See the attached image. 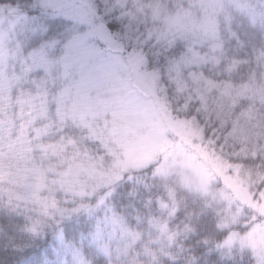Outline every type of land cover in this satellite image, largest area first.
Here are the masks:
<instances>
[{
	"label": "trees",
	"instance_id": "1",
	"mask_svg": "<svg viewBox=\"0 0 264 264\" xmlns=\"http://www.w3.org/2000/svg\"><path fill=\"white\" fill-rule=\"evenodd\" d=\"M217 1L223 6L218 15L219 40L198 48L187 61L194 66V75L163 96L173 119L202 127L204 142L212 138L208 149L213 158L205 163L212 177L208 195L186 187L177 175L160 171L165 154L144 168L123 173L94 196L52 195L53 190H61L60 174L67 169L61 165L63 159L71 153L73 160L83 155L99 158L105 149L89 129L87 144L79 136H56L27 86L21 87L19 68L12 70L9 65V60L16 63L17 53L9 45L17 36L7 44L4 41L10 54L0 65V226L5 231L10 226L22 227L27 220L41 233L45 228L52 232L61 212L79 209L73 223L66 225L70 236L87 232L93 219L103 228L94 242L97 250L89 249L92 264H108L109 256L112 264H217V260L220 264H258L238 238L263 217L241 206L212 167L214 162L222 163L230 167L227 173L236 171L254 198L264 193V29L253 26L237 10L246 2L264 11V0ZM16 2L0 0V4ZM130 2L134 7L158 2L167 10L195 8L189 7L191 0ZM226 12H231V31L239 43L229 34ZM174 34L190 38L187 32ZM218 190L228 196L227 201L217 199ZM218 241H223L220 253ZM41 246H48L42 235Z\"/></svg>",
	"mask_w": 264,
	"mask_h": 264
},
{
	"label": "snow or ice",
	"instance_id": "2",
	"mask_svg": "<svg viewBox=\"0 0 264 264\" xmlns=\"http://www.w3.org/2000/svg\"><path fill=\"white\" fill-rule=\"evenodd\" d=\"M153 7H134L130 0H17L0 4L5 43L17 36L9 45L17 53L16 63L9 60V65L12 70L19 68L21 87L27 86L57 137L79 136L85 144L89 142V130L79 117L83 115L85 123L90 122L86 107L114 99L112 85L123 74L129 54L143 57L145 70L158 78V89L163 86L158 94L165 97L194 75V66L187 61L210 42L168 32L162 15L150 22ZM136 8L142 9L143 16ZM237 10L253 26L259 24L264 29V11L246 2ZM231 22V12H226L229 34L239 43ZM79 212H61L52 232L45 228L41 233L27 220L24 226H10L6 231L0 226V264H92L90 255L97 250L94 242L103 228L93 219L87 232L80 230L70 236L66 225L72 224ZM41 235L47 247L41 246ZM222 245L223 241H218L217 253L224 250ZM108 264H112L110 256Z\"/></svg>",
	"mask_w": 264,
	"mask_h": 264
},
{
	"label": "rangeland",
	"instance_id": "3",
	"mask_svg": "<svg viewBox=\"0 0 264 264\" xmlns=\"http://www.w3.org/2000/svg\"><path fill=\"white\" fill-rule=\"evenodd\" d=\"M156 4L150 9V22L162 15L163 24L170 33L178 30V33H189L193 39L219 40L218 15L223 6L217 0H191L189 7H195L194 11H180L177 6L167 10L158 2ZM137 12L141 16L144 14L142 10ZM6 38L7 33L0 34V65L10 55L4 49ZM111 91L114 99L108 103L85 108L90 122L85 123L83 115L79 117L92 132V138L105 149V154L99 158L83 155L73 160L71 153L72 156L61 163L67 167L60 174L61 190L50 193L68 192L83 199L94 196L119 180L123 173L144 168L165 154L160 171L177 175L183 185L196 192L210 194L212 177L205 163L213 158L208 149L212 138L204 142L202 127L198 128L193 121L170 116L165 98L158 94L157 77L145 70L144 60L138 53L128 55L123 74L115 79ZM212 168L217 170L241 206H249L262 215L263 221L237 240L253 252L258 264H264V193L254 198L236 171L227 173L230 167L215 162ZM215 196L220 201H227L228 197L222 190Z\"/></svg>",
	"mask_w": 264,
	"mask_h": 264
}]
</instances>
